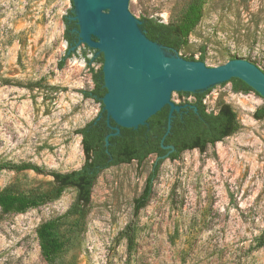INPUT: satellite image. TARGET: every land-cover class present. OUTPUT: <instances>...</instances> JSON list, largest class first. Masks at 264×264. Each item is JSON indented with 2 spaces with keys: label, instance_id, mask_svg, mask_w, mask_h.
Wrapping results in <instances>:
<instances>
[{
  "label": "rangeland",
  "instance_id": "obj_1",
  "mask_svg": "<svg viewBox=\"0 0 264 264\" xmlns=\"http://www.w3.org/2000/svg\"><path fill=\"white\" fill-rule=\"evenodd\" d=\"M191 2L134 0L133 15L177 23ZM70 12L77 14L72 0H0V165L68 173L84 163L78 130L103 110L84 93L93 90V71L102 65L91 51L87 64L84 44L68 58L63 17ZM166 54L204 55L209 67L244 59L264 71V0H205L186 47ZM183 100L177 95L175 103ZM222 103L235 111L237 131L204 153L166 158L138 214L135 200L156 155L104 170L85 211L73 188L54 199L46 174L0 170V191L45 196L25 213L0 209V264H264V118L254 116L264 99L235 93L231 84L214 86L207 109ZM50 221L63 249L48 263L37 231ZM130 224L136 234L129 259L123 232Z\"/></svg>",
  "mask_w": 264,
  "mask_h": 264
},
{
  "label": "trees",
  "instance_id": "obj_2",
  "mask_svg": "<svg viewBox=\"0 0 264 264\" xmlns=\"http://www.w3.org/2000/svg\"><path fill=\"white\" fill-rule=\"evenodd\" d=\"M204 1L192 0L182 19L177 23H164L157 18L143 17L140 19V29L150 41L164 47L170 54H179L188 44L190 34L202 19ZM72 3L74 5V0ZM73 17L71 12L70 15L63 17L64 40L71 51L68 53V58L78 50V47L71 50L76 47L79 30V25L72 19ZM90 51L95 53V62L103 67V54H98L97 50L85 45L83 58L87 64L90 66L92 62L87 57ZM185 59L196 60L193 56ZM199 60L204 62L205 56L202 55ZM63 66L64 61L60 63L59 69ZM102 67L98 71H93L94 88L84 94L97 100L103 108L102 99L107 90L104 87ZM228 83L232 85V91L235 93L253 92L260 96L241 79L233 78L224 85ZM212 89L213 87L196 92H176L184 100L176 104L180 109L173 113L168 134L169 106L151 117L147 124L138 129L120 128L119 134L113 129L117 125L112 120L108 122L107 113L102 110L96 119L78 130V134L82 137L85 155L84 163L78 170L68 173L46 172L35 165L12 163L0 165V170H33L38 174H46L52 177L55 185L54 199L58 198L65 189L73 188L77 192L76 205L85 211L90 206L94 185L104 170L121 164H130L133 161L142 164L151 155H156L158 160L154 170L147 179L142 195L135 200V214H138L148 203L153 182L166 158L178 160L182 153L190 150L204 153L209 145H215L237 131L236 113L229 104L222 103L217 111H208L204 100ZM254 116L256 119L264 118V107L257 110ZM163 146L169 148L165 149ZM171 147L174 148L173 151ZM44 197L41 195L29 197L3 190L0 191V209L3 214L25 213L43 202ZM55 229V223L50 221L37 231L41 255L48 263L53 262L63 249V243L56 236ZM123 234L127 240L130 259L135 246V226L130 224Z\"/></svg>",
  "mask_w": 264,
  "mask_h": 264
},
{
  "label": "water",
  "instance_id": "obj_3",
  "mask_svg": "<svg viewBox=\"0 0 264 264\" xmlns=\"http://www.w3.org/2000/svg\"><path fill=\"white\" fill-rule=\"evenodd\" d=\"M77 14L72 19L79 25L78 42L103 54V110L113 129H138L164 107H170L168 130L173 113L179 110L176 92H196L210 87H224L233 78L245 81L264 99V71L244 59H233L219 67H209L200 60L165 56L164 47L150 41L140 29V20L133 15L134 0H74ZM138 36L147 45L155 46L171 69L152 62L149 50L142 51V71H137ZM155 70L158 74L150 73ZM166 134V135H167ZM164 147V146H163ZM165 149L169 147H164ZM174 150L173 147L170 148Z\"/></svg>",
  "mask_w": 264,
  "mask_h": 264
},
{
  "label": "bare ground",
  "instance_id": "obj_4",
  "mask_svg": "<svg viewBox=\"0 0 264 264\" xmlns=\"http://www.w3.org/2000/svg\"><path fill=\"white\" fill-rule=\"evenodd\" d=\"M99 1V0H95ZM144 47H147L149 50L150 59L152 62H157L163 66L165 70L171 69L169 60L162 58L161 53L155 46H147L142 39L138 36V61H137V71H142V51ZM150 73L158 74L157 71L151 70Z\"/></svg>",
  "mask_w": 264,
  "mask_h": 264
},
{
  "label": "built area",
  "instance_id": "obj_5",
  "mask_svg": "<svg viewBox=\"0 0 264 264\" xmlns=\"http://www.w3.org/2000/svg\"><path fill=\"white\" fill-rule=\"evenodd\" d=\"M204 104H206V99L204 100ZM209 111V110H208Z\"/></svg>",
  "mask_w": 264,
  "mask_h": 264
}]
</instances>
